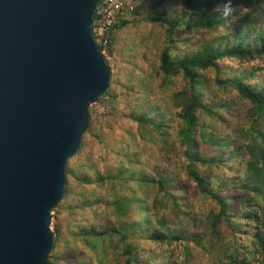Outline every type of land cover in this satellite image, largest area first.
Returning a JSON list of instances; mask_svg holds the SVG:
<instances>
[{"label": "trees", "instance_id": "trees-1", "mask_svg": "<svg viewBox=\"0 0 264 264\" xmlns=\"http://www.w3.org/2000/svg\"><path fill=\"white\" fill-rule=\"evenodd\" d=\"M135 1L133 0L134 5ZM178 1L181 2L178 16H175L176 13L168 15L166 11H158L159 8L172 6ZM228 2L229 0H155L143 19L167 27L168 38L158 57V71L163 77L162 87L169 84L171 78L179 76L184 83V86L172 95V107L176 109L175 116L179 120L177 132L173 135L178 138L179 146L182 147L181 155L187 163V176L198 192L214 201L218 207L216 213L209 215L211 231L217 236L212 242L214 257L219 264H264V83L256 85L250 82V78L259 71L264 72V0H230L234 11L223 17V8ZM243 8L248 11L242 12ZM236 10L243 14H238ZM131 14L126 11L122 13L114 34L132 22L128 20ZM182 26L192 34L191 39H195L194 36L199 34H211L213 38L203 40L196 48L174 58L172 51L180 44L174 39L173 33ZM115 40L114 38L110 52H113ZM225 59L241 62L258 60L261 65L252 68L253 71L249 75L242 73L223 79L221 77L225 69L220 62ZM209 71L214 72L213 82L221 90L225 92L233 89L240 100L249 104L243 125L249 123L250 128L247 132L241 130L240 136L221 138L214 131L207 132L206 129L210 126L201 123L207 117L211 121H222L220 113H227L229 109L228 105L220 101L206 102L203 99L206 84L209 82L204 73ZM118 98L114 84L111 83L98 103L101 102L108 108L109 115L116 112ZM147 103L142 101L136 104L135 110H140ZM161 114L167 115V109L154 103L150 110H144L143 114L133 111L128 118L144 130L141 133L148 137L157 136L165 141L168 132L164 128V118ZM92 129L93 121L89 112L88 130L83 135L75 156L79 155L84 140ZM202 144L213 148L211 157L207 158L201 152ZM159 151L170 162L164 143L163 146L160 145ZM236 160L241 161L238 167ZM232 163L235 164V170L229 166ZM197 166L205 168L198 172L195 170ZM225 168L232 172V176L217 183L216 189L213 190L212 180L219 178L220 170ZM76 176L68 163L64 198L69 191V178L75 179ZM78 178L83 184L88 183L89 179H93V183L101 182V179L94 176L89 179L80 176ZM127 179L134 182L140 191V194L133 193L134 196L130 198L120 197L117 211L128 220H122L111 230L104 227L103 232L94 227L86 228L83 237L99 241L104 235L110 234L122 250L114 254L116 264H173L171 259L176 254L174 243L181 242L184 248V262L189 264L191 253L188 245L193 242L194 237L197 239V236L181 231L174 226L172 220L158 216L157 206L161 201L152 197L157 192L169 194L172 190L181 192L184 189L180 188L166 170H159L156 166H152L147 173L132 172ZM231 191L237 194L232 195ZM92 203L94 206L97 202ZM222 225H226V229L230 231V241L222 242L215 232V229ZM53 229L55 244L59 239V230L57 227ZM129 239H132V242H129ZM131 243L139 244L140 249L132 250L129 246ZM51 256L52 252L48 259Z\"/></svg>", "mask_w": 264, "mask_h": 264}, {"label": "rangeland", "instance_id": "rangeland-1", "mask_svg": "<svg viewBox=\"0 0 264 264\" xmlns=\"http://www.w3.org/2000/svg\"><path fill=\"white\" fill-rule=\"evenodd\" d=\"M154 1L136 0L134 11L128 16V20L132 22L116 32L108 65L112 70L110 84H114L115 92L119 96L117 110L108 115V108L101 102H97L89 109L93 121L92 132L87 134L79 155L69 162L70 169L74 170L77 176L75 179L69 178L68 194L60 202L57 210L52 212L51 229L54 233L53 228H58L59 239L56 245H53L52 256L48 259L49 264L90 262L116 264L114 254L122 251L117 240L107 234L96 241L90 237H83V231L94 227L103 232L104 227L111 230L122 220H128L117 211L120 197L130 198L134 196L133 193L140 194V191L136 184L127 178L132 172L147 173L152 166L166 170L180 188L184 189L181 192L172 190L169 194L157 192L152 197L161 201L157 206L158 216L172 220L174 226L181 231L197 236V239L194 237L193 242L188 245L191 253L189 264H219L214 257L215 250L212 245L217 236L211 231L209 220V215L216 213L218 207L214 201L201 195L187 176V163L181 155L182 147L179 146L178 138L173 135L177 132L179 120L175 116L176 109L172 107V95L180 90L184 83L179 76L171 78L169 84L164 87L161 85L163 77L158 71V57L168 38L167 27L143 19ZM180 5L181 2L178 1L172 6H163L158 11H166L168 15L176 13L175 16H178ZM236 11L243 14L239 10ZM173 37L180 44L172 51L173 57L178 58L199 46L203 40L212 39L213 35L199 34L194 36L195 39H191L192 34L182 26L173 33ZM220 63L225 69L221 77L223 79L236 77L242 73L249 75L254 67L261 65L258 60L241 62L236 59H225ZM204 76L209 82L206 84L203 99L206 102L220 101L229 107L227 113H220L222 121H211L208 117L201 121L202 124L210 126L206 131H214L221 138L228 136V139L240 136L241 130L247 132L250 124H243L249 104L240 100L235 90L224 92L215 85L213 71L204 73ZM250 79L251 84L261 85L264 83V72L259 71ZM142 101L148 103L140 110H135L136 104ZM154 103L167 109V115L161 114L164 118V128L168 132L165 141L157 136L148 137L141 133L144 130L128 118L133 111L136 114H143L144 110H150ZM242 126L244 128H241ZM163 143L165 152L170 156V162L159 151ZM212 149L202 144L201 152L209 158L214 153ZM240 162L235 161L236 167ZM235 164L229 166L235 170ZM204 168L197 166L195 170L202 172ZM78 176L85 179L91 176L98 177L101 182L93 183V179H89L88 183L83 184ZM231 176L232 172L228 168L221 169L219 178L212 180L211 188L215 190L217 183ZM230 194L237 193L231 191ZM92 202L97 203L92 206ZM215 232L222 242L231 240L226 225L217 227ZM129 242H132V239H129ZM129 246L132 250L140 249L139 244L131 243ZM183 249L181 242L174 243L176 254L171 259L173 264H185Z\"/></svg>", "mask_w": 264, "mask_h": 264}, {"label": "water", "instance_id": "water-1", "mask_svg": "<svg viewBox=\"0 0 264 264\" xmlns=\"http://www.w3.org/2000/svg\"><path fill=\"white\" fill-rule=\"evenodd\" d=\"M100 0H0V264H49L52 211L112 70Z\"/></svg>", "mask_w": 264, "mask_h": 264}, {"label": "built area", "instance_id": "built-area-1", "mask_svg": "<svg viewBox=\"0 0 264 264\" xmlns=\"http://www.w3.org/2000/svg\"><path fill=\"white\" fill-rule=\"evenodd\" d=\"M124 11L128 13L134 11L133 0H100L95 11L93 38L107 64L116 34L115 26Z\"/></svg>", "mask_w": 264, "mask_h": 264}, {"label": "clouds", "instance_id": "clouds-1", "mask_svg": "<svg viewBox=\"0 0 264 264\" xmlns=\"http://www.w3.org/2000/svg\"><path fill=\"white\" fill-rule=\"evenodd\" d=\"M218 10V9H217ZM234 11L232 5H231V2L229 0V2L227 4H225L224 8H223V17H227L228 15H230L232 12ZM248 9L247 8H243L242 9V12H247Z\"/></svg>", "mask_w": 264, "mask_h": 264}, {"label": "crops", "instance_id": "crops-1", "mask_svg": "<svg viewBox=\"0 0 264 264\" xmlns=\"http://www.w3.org/2000/svg\"><path fill=\"white\" fill-rule=\"evenodd\" d=\"M115 36H116V34H115Z\"/></svg>", "mask_w": 264, "mask_h": 264}]
</instances>
